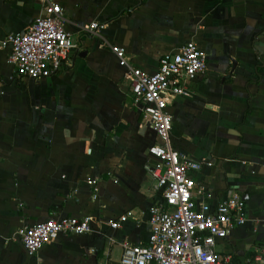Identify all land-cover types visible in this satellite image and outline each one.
<instances>
[{"label":"crops","instance_id":"1","mask_svg":"<svg viewBox=\"0 0 264 264\" xmlns=\"http://www.w3.org/2000/svg\"><path fill=\"white\" fill-rule=\"evenodd\" d=\"M54 1L76 44L67 66L17 77L0 48V264H118L123 242H147L149 208L163 204L146 168L160 140L133 103L127 67L153 73L161 54L188 42L206 52L207 69L169 99V141L212 163L195 175L196 201L242 195L246 220L216 248L233 264L255 257L264 245V0ZM41 12L39 0H0V37ZM92 22L100 28L89 35ZM111 45L125 49L127 67ZM85 215L91 232L26 253L21 227Z\"/></svg>","mask_w":264,"mask_h":264},{"label":"built area","instance_id":"2","mask_svg":"<svg viewBox=\"0 0 264 264\" xmlns=\"http://www.w3.org/2000/svg\"><path fill=\"white\" fill-rule=\"evenodd\" d=\"M39 1L41 14L24 31L0 37V48H9L8 62L17 77H49L69 64L76 49L65 29L66 18L61 6L54 0ZM99 28V23L92 22L83 31L93 35ZM110 49L119 65L127 67L125 49L117 45H111ZM206 69L207 54L194 42L161 54L153 73L127 67L133 103L160 140L149 146L153 162L146 164V168L162 194L163 204H153L149 208L147 242H123L118 264H233L232 256L219 252L216 247L231 229L245 222L244 198L234 192L213 204L196 201L193 194L195 175L212 163L206 158L192 159L174 149L169 141L172 129L169 99L185 93L187 82ZM125 215L131 216L132 211ZM121 218L123 215L111 221L110 226L117 227ZM91 231V218L85 215L50 217L21 227L18 235L26 253L34 255L62 233ZM240 264H264V245L255 257Z\"/></svg>","mask_w":264,"mask_h":264},{"label":"water","instance_id":"3","mask_svg":"<svg viewBox=\"0 0 264 264\" xmlns=\"http://www.w3.org/2000/svg\"><path fill=\"white\" fill-rule=\"evenodd\" d=\"M84 53H86V52H84Z\"/></svg>","mask_w":264,"mask_h":264}]
</instances>
